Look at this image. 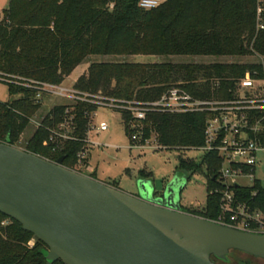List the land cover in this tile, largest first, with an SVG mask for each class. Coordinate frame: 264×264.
Wrapping results in <instances>:
<instances>
[{
    "label": "trees",
    "instance_id": "obj_1",
    "mask_svg": "<svg viewBox=\"0 0 264 264\" xmlns=\"http://www.w3.org/2000/svg\"><path fill=\"white\" fill-rule=\"evenodd\" d=\"M139 0H8L0 16V80L8 86L9 99L0 102V142L17 146L40 109L36 91L13 83V77L61 84L72 71L88 63L86 71L74 81L79 92L116 101L154 100L169 86L183 82L195 96H212V83L221 84L219 95L228 96L234 82L246 71L264 76V65L139 63L129 61H90L96 56L128 55H202L264 56V30H255L257 0H166L153 9L138 6ZM203 79L196 82V79ZM186 83H185V82ZM99 107L89 102L54 105L42 118V128H35L23 150L35 151L50 161L64 156L63 166L75 168V154L85 146L90 113ZM121 121L127 127L130 115L124 110ZM62 117L74 120V140L60 143L52 151L50 130ZM204 113H169L150 111L141 121V141L154 138L165 148H195L204 142ZM264 146V127L258 133ZM87 158L84 160L85 166ZM206 167V201L201 210L186 213L217 221L219 195L211 193L218 184L214 179L220 160L216 152L204 154L201 163L180 159L175 172L189 175ZM139 178L150 172L140 170ZM93 177L94 174L89 173ZM119 188L117 183H108ZM237 201L264 212V186L254 180L248 186H233ZM227 222V221H224ZM228 223V222H227ZM32 241V244H31ZM47 247L32 233L24 231L15 220L0 213V264L48 263Z\"/></svg>",
    "mask_w": 264,
    "mask_h": 264
},
{
    "label": "water",
    "instance_id": "obj_2",
    "mask_svg": "<svg viewBox=\"0 0 264 264\" xmlns=\"http://www.w3.org/2000/svg\"><path fill=\"white\" fill-rule=\"evenodd\" d=\"M0 142V213L47 247L48 263L216 264L230 251L264 260V234L182 211L185 177L175 174L153 197L148 179L136 195Z\"/></svg>",
    "mask_w": 264,
    "mask_h": 264
},
{
    "label": "built area",
    "instance_id": "obj_3",
    "mask_svg": "<svg viewBox=\"0 0 264 264\" xmlns=\"http://www.w3.org/2000/svg\"><path fill=\"white\" fill-rule=\"evenodd\" d=\"M166 0H139L138 6L149 10L163 4ZM255 30H264V0H257L255 13ZM0 80L11 82L6 77ZM13 83L36 91L35 101L43 105L45 96L59 97L72 100L73 105L77 102H89L97 106H107L111 109L124 110L130 115L131 121L127 127L130 130V138L134 145L144 146L149 144L150 139L141 141V121L145 119L146 113L160 111L169 113H204L206 120L204 125V142L201 146L195 147L203 151L216 152L220 160L219 168L214 176L218 184L211 190V193L219 195L220 215L217 222L226 224L241 230L252 231L264 234V212L260 209H251L245 203L237 201L234 197L232 187L248 186L240 184V179H247L251 184L255 180L254 169L258 163V153H264V146L259 143L258 133L264 127V76L254 77L248 71L242 77L235 80L234 86L230 89L229 95H219L221 84L218 79L212 83V90L216 95L195 96L189 92L183 82H177L167 87L159 97L154 100L140 101H116L112 98H102L72 89L63 88L60 84L13 77ZM58 104H53L46 110L40 119L30 118L35 128H42V118L49 113L50 109ZM60 105V104H59ZM95 111L90 113V119ZM89 129H96L98 132L106 131L107 124L99 122L98 125H90ZM91 126V127H90ZM74 120L72 117H62L53 129L50 130L48 141L53 144L52 151H60V143L76 139L73 136ZM76 152V165L83 166L84 160L88 157V142ZM155 140V139H154ZM163 146L158 143L154 149ZM250 184V185H251ZM227 221V222H224Z\"/></svg>",
    "mask_w": 264,
    "mask_h": 264
},
{
    "label": "rangeland",
    "instance_id": "obj_4",
    "mask_svg": "<svg viewBox=\"0 0 264 264\" xmlns=\"http://www.w3.org/2000/svg\"><path fill=\"white\" fill-rule=\"evenodd\" d=\"M8 0H0V16L7 7ZM90 61H129L139 63H163L171 62L177 64H243L260 63L264 65V56L257 53L242 56H202V55H175V56H154V55H128V56H96L91 57ZM88 63L77 66L72 73L60 84L63 88L72 89L76 78L84 71ZM201 82L203 79H196ZM185 82V81H184ZM186 83V82H185ZM9 99L8 86L0 81V102ZM72 100L45 96L43 105L36 113L34 119H40L46 110L53 104H71ZM90 125H98L99 122L107 124V130L98 132L96 129H89L87 149L90 152L89 164L97 169V176L106 182H115L121 190L134 193L136 192V182L139 179V171L145 170L151 173L148 181L157 191H161L168 181L175 174V168L180 159L201 163L204 157L203 151L194 148H160L154 149L157 142L152 137L149 144L144 146L130 143L129 136L121 121L120 113L107 106H99L95 110V115L90 119ZM90 126V127H91ZM35 126L30 122L29 126L20 137L17 148L23 149L26 140L34 131ZM88 152V153H89ZM258 163L254 169L255 179L264 186V153H258ZM77 170L86 174L84 167L75 165ZM184 177L183 174H178ZM240 184L250 185L251 181L240 179ZM206 167L201 164V169L191 173L184 181L183 189L180 193V204L184 210H201L206 201ZM185 212V211H184ZM32 244V241H31ZM216 264H264V260L255 258L251 255L239 251H230L227 261H215Z\"/></svg>",
    "mask_w": 264,
    "mask_h": 264
},
{
    "label": "crops",
    "instance_id": "obj_5",
    "mask_svg": "<svg viewBox=\"0 0 264 264\" xmlns=\"http://www.w3.org/2000/svg\"><path fill=\"white\" fill-rule=\"evenodd\" d=\"M90 148H91V145H90ZM89 156H90V152L88 153L87 162H86V165L84 166V171H86V175L93 172V174H94L93 178L108 184L109 182H106L105 180H102L101 178H99L97 176V169L90 166V164H89V158L90 157ZM82 173H83V171H82ZM117 186L119 187L118 184H117Z\"/></svg>",
    "mask_w": 264,
    "mask_h": 264
},
{
    "label": "flooded vegetation",
    "instance_id": "obj_6",
    "mask_svg": "<svg viewBox=\"0 0 264 264\" xmlns=\"http://www.w3.org/2000/svg\"><path fill=\"white\" fill-rule=\"evenodd\" d=\"M163 189H164V187H162ZM163 189H161V191L163 190ZM161 191H157L156 189H154V194H153V197L154 198H157V197H159L161 194ZM133 193V192H132ZM134 195H136V192H134L133 193ZM180 206H181V204H180ZM181 209H182V206H181ZM183 210V209H182ZM213 260H214V262L217 260L216 258H213ZM221 261V260H220ZM223 262H225V261H223Z\"/></svg>",
    "mask_w": 264,
    "mask_h": 264
}]
</instances>
